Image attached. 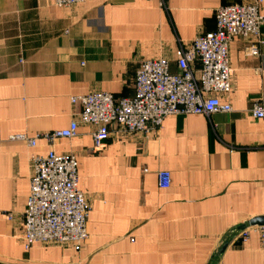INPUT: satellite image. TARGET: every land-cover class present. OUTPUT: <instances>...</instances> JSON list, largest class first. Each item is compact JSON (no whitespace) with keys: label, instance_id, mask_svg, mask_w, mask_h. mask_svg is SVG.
<instances>
[{"label":"crops","instance_id":"1","mask_svg":"<svg viewBox=\"0 0 264 264\" xmlns=\"http://www.w3.org/2000/svg\"><path fill=\"white\" fill-rule=\"evenodd\" d=\"M248 1L0 0V264H263L257 228L240 227L264 216V119L248 112L264 107V43L256 56L246 39L229 44L234 74L221 99L231 113L169 116L146 136L112 135L100 150L82 124L52 146L8 140L66 129L80 112L74 96H133L139 62L166 58L174 71L180 48L215 30L217 8ZM50 150L77 159L88 237L25 250L30 158ZM161 171L167 189L157 186Z\"/></svg>","mask_w":264,"mask_h":264},{"label":"built area","instance_id":"2","mask_svg":"<svg viewBox=\"0 0 264 264\" xmlns=\"http://www.w3.org/2000/svg\"><path fill=\"white\" fill-rule=\"evenodd\" d=\"M58 7H71L83 0H53ZM264 0H249L243 4L221 6L215 11V30L199 33L186 47H181L174 60L175 70L166 58L142 60L134 79L131 97L115 98L104 91H92L74 96L72 105H79L77 120L68 127L28 137L16 134L10 142H24L28 147L44 139L50 146L61 138L77 135L79 124L92 128L94 149L100 150L112 135L125 140L159 129L165 118L182 115L231 113L232 107L222 95L231 92L234 70L229 66L228 48L233 38L252 42L248 54L258 55L257 45L264 43L260 27L264 15L260 10ZM198 63L199 68L194 69ZM248 112L255 119H264V107L254 102ZM30 184L26 208L22 214L21 241L25 250L32 245H78L88 237L86 221L90 206L77 188V159L74 155H57L50 150L44 156L30 158ZM171 176L157 173V186L167 189ZM11 215H9L10 217ZM260 234L264 264V226L256 227ZM249 229L241 232L242 242Z\"/></svg>","mask_w":264,"mask_h":264},{"label":"water","instance_id":"3","mask_svg":"<svg viewBox=\"0 0 264 264\" xmlns=\"http://www.w3.org/2000/svg\"><path fill=\"white\" fill-rule=\"evenodd\" d=\"M262 226H264V216L256 217L249 220L245 225L241 226L240 229H244L247 227H262ZM222 249H224V247Z\"/></svg>","mask_w":264,"mask_h":264}]
</instances>
